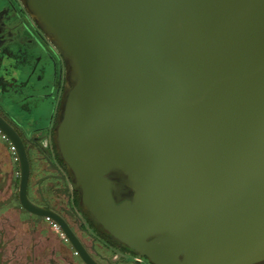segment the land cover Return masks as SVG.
Instances as JSON below:
<instances>
[{
    "label": "water",
    "instance_id": "obj_1",
    "mask_svg": "<svg viewBox=\"0 0 264 264\" xmlns=\"http://www.w3.org/2000/svg\"><path fill=\"white\" fill-rule=\"evenodd\" d=\"M20 1L93 227L152 264H264V0Z\"/></svg>",
    "mask_w": 264,
    "mask_h": 264
},
{
    "label": "flooded vegetation",
    "instance_id": "obj_2",
    "mask_svg": "<svg viewBox=\"0 0 264 264\" xmlns=\"http://www.w3.org/2000/svg\"><path fill=\"white\" fill-rule=\"evenodd\" d=\"M64 85L62 57L22 2L0 0V264H152L80 208L55 142Z\"/></svg>",
    "mask_w": 264,
    "mask_h": 264
}]
</instances>
